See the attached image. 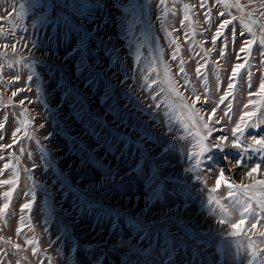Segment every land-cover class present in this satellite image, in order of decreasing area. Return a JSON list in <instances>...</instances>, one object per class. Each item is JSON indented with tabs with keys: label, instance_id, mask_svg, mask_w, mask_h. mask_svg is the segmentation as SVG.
Instances as JSON below:
<instances>
[{
	"label": "rangeland",
	"instance_id": "374dc122",
	"mask_svg": "<svg viewBox=\"0 0 264 264\" xmlns=\"http://www.w3.org/2000/svg\"><path fill=\"white\" fill-rule=\"evenodd\" d=\"M237 2L240 9H224L216 0H205L206 7L197 10L191 6L198 0H166L164 6L158 0H87L88 7L77 17L79 31L66 36L63 26L42 23L43 13L38 15L31 7L32 0H0V123L7 126L4 117L11 114L14 126L20 128L11 148L3 144L11 142L12 129L0 130L6 137L0 141V155L5 157L0 161V179H11L12 171L19 176L10 198L4 192L12 186L0 185V264H241V260L264 264V237L259 236L264 221L254 233L245 213L240 236L226 235L243 211V203L233 206L242 189L233 187V196L228 197L226 183L253 184L242 171L256 163H261V170L255 179H264L260 159L264 152L252 151L259 148L252 137L264 138V108L246 117L247 124L259 120L257 127L241 124L243 133L236 137L231 135L235 124L224 118L212 133L222 150L201 152L198 141L206 148L212 138L204 139L199 116L169 90L164 75L167 63L175 83L178 61L184 58L190 83L176 84L184 97L192 96L193 89L202 94L204 77L209 81L207 95L216 101L227 90L232 66L243 62L235 55L240 42L252 35L244 29L245 37L238 34L235 46L230 42L225 58L220 59L217 50L209 51L212 32L201 27L203 13L210 10L213 30L217 20L236 16L237 33L244 28L241 18L256 33L252 56L241 75L250 71L251 83L258 88V80L264 78L257 52L264 37L259 27L264 24V0H227L229 5ZM21 4L25 5L23 17ZM184 4L190 5L189 19L178 32ZM219 10L226 17H219ZM165 11L167 19H157ZM250 20L258 23L250 24ZM85 33L89 34L84 51L87 70L81 67L79 51ZM178 36L181 51L174 61L171 40ZM33 41L36 48L31 47ZM220 47L218 39L216 48ZM197 62L206 65L199 79ZM153 79L158 83L152 84ZM234 83L233 96L225 104H233L230 116L238 120L246 111L247 98L241 97L240 77ZM21 88L16 97L11 95ZM160 88L165 91L153 100ZM193 99H188L189 105ZM202 102L203 96L195 102V111L214 106L211 100ZM222 109L224 105L212 121ZM221 127L223 132L216 130ZM222 135L229 136V141H220ZM237 137L240 148L232 146ZM238 160H246L243 169L234 166ZM5 162L12 167L4 170ZM220 171L225 172L226 183L213 193ZM5 203L7 210H3ZM24 203L32 207L21 212ZM221 219L225 224L219 223ZM16 243L20 249L12 248ZM131 246L142 252L130 251Z\"/></svg>",
	"mask_w": 264,
	"mask_h": 264
},
{
	"label": "snow or ice",
	"instance_id": "6c2138e0",
	"mask_svg": "<svg viewBox=\"0 0 264 264\" xmlns=\"http://www.w3.org/2000/svg\"><path fill=\"white\" fill-rule=\"evenodd\" d=\"M158 3L160 6H164L166 4V0H158ZM217 4H220L223 6L224 9H227L231 6L236 7L237 9H240V5L237 2L235 5H229L227 3V0H216ZM21 17L24 16L25 12V5L21 4ZM31 7L35 8L37 10V14L39 15L40 13H43V15L40 17L42 23H49L51 22L52 24H54L56 26V28H60L61 26H63V28L65 29V35L67 36L68 33H71L73 31H79V27L80 25L78 24V20L77 17L80 15H83V10L86 9L88 7L87 4V0H72V2H69V0H32V4ZM198 9H202L205 8V0H198V3L191 6ZM184 8V16H183V20L180 22V27L176 29V31H181V29H183L185 27L183 21H187L189 19L188 16V10L190 8L189 4H184L183 5ZM261 8H264V4L261 5ZM54 13V15H53ZM173 16H176L177 13L173 12L172 13ZM218 16L219 17H226V12L224 10H219L218 11ZM249 17H251V13L248 14ZM168 17V12L165 11L164 14L162 16L157 17V19L159 20H166ZM203 23L201 25V27L203 28L204 31H210L212 32V36H211V45H212V49H209V51L211 50H217L220 59H224L225 55H226V50L229 49V43L231 42V44L233 46H235L236 44V38L237 35L239 34L240 37H245L246 33L245 30H247V33H251L252 35V39H242L240 42V47H239V51L235 54L236 55V60L237 61H243V62H238L235 63L232 68H231V72L228 76V82H227V90L223 91L220 95H219V100L216 101L215 99H213L212 97H209L207 95V93L210 91L208 85H209V81L207 77H204L203 83H204V88H203V93L202 94H197L196 90L193 89V93L192 96L186 98L183 96V94L179 91V89H177L176 84H181V87L186 86L188 83H190L188 76H187V72L186 69L184 67L186 60L184 58H180L178 61V73L175 77V83L172 82V79L169 77V73L172 71L170 65H168L167 63L164 64V69H165V78L166 80H168V88L170 91H172L173 93H175L178 97L179 100L182 102L183 106L186 108H189L190 111L194 112V115L199 116V121H197V123L202 122V127L204 129V139L207 138H212V133H213V129L215 127V125H219L221 124V121L224 118H227V122L228 123H234L235 127H233L231 129V135L233 137L237 136V133H243V128L241 127V124H246L247 127H251V128H255L257 127V124L260 122L259 120H257L256 122L252 123V124H247L246 122V117L247 118H251L256 116L257 112L261 111V108H264V78H260L258 80V88H254V86L251 83V72L247 71L244 75H241V69H245L246 64L249 63L248 57L252 56V45L255 43V36L256 33L252 32V28L249 26L248 23H244L243 19L241 18V23L244 24V28L241 29L239 31V33H237V27L233 24V21H235L237 19L236 16H232L231 19L229 18H224L222 20H217L216 22V26L215 29L213 30L210 26L212 24V16L210 14V10L209 11H205L203 13ZM199 22V21H198ZM258 22L255 20H250V24H257ZM232 25L231 28H229V26ZM204 26H209V27H204ZM33 27H35V25H33ZM259 27L261 28V31H264V24H260ZM225 29H229L228 33H225ZM164 31H167V29H162ZM24 31H27V29H24ZM88 33H85L83 37H81L80 39V46H79V51L81 54V58H80V64L81 67L84 70H87V68H84V65L86 64V58L84 56V51L86 49V41L88 39ZM167 35L169 37H172V32L171 31H167ZM184 36H188V33L185 32L183 33ZM23 39L26 40V37H24ZM180 39V37H176L173 38L171 40V44L175 45V51L172 53V60H177V55L176 53H179L181 51L180 45L177 43V40ZM220 39L221 45L222 47H220L219 49L216 48L217 46V40ZM17 43H19V41H17ZM27 46V45H25ZM4 47H9L8 44L4 45ZM11 47L13 49L16 48V44H11ZM31 47L32 48H36L37 45L35 43V41L31 42ZM158 51L161 54V58H163V54H164V49L160 48L158 49ZM189 51H191V49H189ZM258 55L260 57V64H264V37H261L260 40V47L257 49ZM244 53L246 54L244 57H242L240 54ZM216 63H218V61H214ZM202 67H206V65L201 64L199 62H197V67L195 68V74L197 79H199L201 77V68ZM152 71L156 72V69H152ZM182 74L183 76V81L181 83L180 80V75ZM237 77H240V82H241V97H246V102L243 103V109H245L246 111H243V114L240 115L238 117V120H233L232 116H230V113H233V104L229 101L227 104H225V101L229 99L230 96H233V90L236 87V84L234 83L237 80ZM16 80H19L20 77L16 76L15 77ZM32 76L29 75L28 76V80H31ZM220 77L217 75L216 76V81L219 82ZM158 83V81H156L155 79L152 80V84H156ZM149 87H151V85H149ZM24 89H17L16 91H12L11 95L13 97H16L19 91H23ZM30 90V89H29ZM218 90V88H217ZM165 89L164 88H160V90L158 92H156V95L152 97L153 100H155L161 92H164ZM37 92H39V89H37ZM203 96V102L202 104H207L209 102V100L212 101V104L214 105L213 107H211L210 109H204L203 106H201V109L199 111H195V102L196 101H201ZM193 99V103L191 105L188 104V99ZM252 97H260L262 99H260L259 101H255L252 99ZM235 98V97H233ZM25 103L24 99L20 100V104L23 105ZM259 104L260 107H257V105ZM220 105H224V109L221 110V116L216 117V119L214 121H212V117L215 116L217 109L220 108ZM156 107H159L160 105H155ZM202 113V115H201ZM261 115H264V112H261ZM204 116H207L208 119L204 120ZM11 114L9 116H5L4 119L9 121L8 125L6 126L3 123H0V130L3 131H7L8 129H12L11 131V142L10 143H6L3 144V148H11L13 147V144L16 142L15 141V137L16 134L20 131V128H16L14 126L13 120L14 118H10ZM32 119H35V117H33ZM212 122V126H209V122ZM39 127L41 129L44 128L43 124H40ZM217 131L223 132V127L216 129ZM6 139V137L3 135V132L0 131V141H4ZM45 139H47V137H45ZM216 139L217 138H212L209 140V143L207 145V147L205 148L202 144V141H198V143L200 144L201 147V152L203 151H212L213 148H220L222 150L221 144L216 143ZM220 141H229V136L226 135H222L218 138ZM254 143L256 145L259 146L258 149L254 148L252 149V151H261L264 152V138L261 139H256L255 136L252 137ZM232 146L235 148H240V143H239V137H237V140L235 142L232 143ZM21 152H24L25 149L22 147L20 148ZM245 151H248V149L246 148ZM28 157L31 158L32 157V153L28 152L27 153ZM18 159V158H17ZM261 162L264 163V156H261ZM5 160V157L3 155H0V161ZM197 165L200 163L198 160L196 161ZM246 163V160H238L234 166H238L241 167L243 169V165ZM12 167V165L8 162H5L3 164V169L4 170H8ZM28 169H25V171H27ZM261 170V163H256L254 166L250 167V170H247L246 172L242 171V175H246L249 179L254 180L255 182L253 184L250 185H244V184H236L234 182H227L225 181V172L224 171H220L218 177L215 180V187H213L211 189V192L215 193L217 192L221 185L223 183H226V187L229 189L227 195L228 197H232L233 196V192L230 190L233 187H236L237 189H242L243 191V195L236 199L234 201L233 206L235 207V205L243 203V211L241 212V218L231 222L230 227H231V232L226 233V235L232 236V237H238L240 236L241 232L244 231L243 226L246 223V218H245V213H247V217L250 218L249 222H250V231L252 232H256L258 225L261 224L262 221H264V198H258V197H264V179H260V180H256L255 179V175L256 173H258ZM189 171H191V169H189ZM229 171H231L229 169ZM2 174V173H0ZM11 179L5 178V179H0V185H10L12 186V190L11 191H5L4 192V196L6 198H10L12 196V193L16 190L15 186H16V182L19 178L18 173L16 171H12L11 173ZM28 179H32L31 176L28 177ZM249 192H252L253 195H248ZM258 194V196H257ZM23 195H27V193H23ZM33 199H35V195L33 194ZM209 199H211V197H209ZM217 204H219V200L216 201ZM32 207V205L30 203H24L21 206V212H23L26 209H30ZM9 208V204L5 203L3 205V210H7ZM2 211V210H0ZM221 211L223 212V208H221ZM9 215H12V213H10ZM219 223L221 225L225 224V220L221 219L219 221ZM264 226V225H262ZM259 236L264 237V231L259 232ZM9 242V241H6ZM32 241L30 240H26L25 243H31ZM254 243V242H253ZM242 246V245H241ZM12 248L14 249H20L21 245L16 243V244H12ZM130 251H134L136 253H141L142 250L135 247V246H131L130 247ZM37 254V250L34 248L33 249V255ZM255 252H253V257H255ZM51 259V258H49ZM234 264V262H233ZM241 264H243V260H241Z\"/></svg>",
	"mask_w": 264,
	"mask_h": 264
}]
</instances>
